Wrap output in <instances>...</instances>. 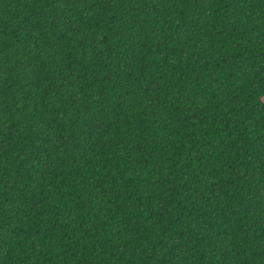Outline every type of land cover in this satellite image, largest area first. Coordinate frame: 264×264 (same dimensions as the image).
Instances as JSON below:
<instances>
[{
  "label": "trees",
  "instance_id": "obj_1",
  "mask_svg": "<svg viewBox=\"0 0 264 264\" xmlns=\"http://www.w3.org/2000/svg\"><path fill=\"white\" fill-rule=\"evenodd\" d=\"M0 264H264V0H0Z\"/></svg>",
  "mask_w": 264,
  "mask_h": 264
}]
</instances>
